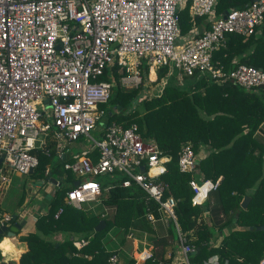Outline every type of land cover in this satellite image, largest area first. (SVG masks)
<instances>
[{"label": "built area", "instance_id": "2783aa9c", "mask_svg": "<svg viewBox=\"0 0 264 264\" xmlns=\"http://www.w3.org/2000/svg\"><path fill=\"white\" fill-rule=\"evenodd\" d=\"M214 2L0 0V191L6 190L11 174L35 169L37 158L32 152L44 150L50 135L62 170L76 175L77 183L65 190L68 205L79 209L97 201L102 192L97 179L118 175L121 179L110 178L104 190L117 182L121 187L135 184L144 191L146 200L158 204L163 221H171L176 229L179 258L170 264H192L188 256L194 247L178 230L175 200L171 195L163 198L166 184L159 169H165L166 156L154 142L141 138L134 123L105 122L104 104L114 84L112 68L123 72L118 77L121 84L137 87L142 83L139 59L145 60L147 78L165 66L176 70L177 76L197 74L215 84L229 81L245 90H264L262 69L239 64L225 70L212 61V52L226 33L247 36L255 31L264 18V0H251L219 17L213 15ZM186 5L191 20L206 17L207 27L201 32L192 26L180 33L178 12ZM105 72L107 80L102 79ZM41 116L50 117V123L39 125ZM86 141L88 146L83 144ZM75 146L83 148L73 152ZM196 161L191 145H182L178 170L192 172ZM49 172L46 165L43 174ZM62 180L65 173L54 177L55 186ZM218 182H198L192 177L188 181L191 205L204 203ZM145 217L154 222L150 213ZM12 220L0 211V227L8 228ZM84 243L73 241L76 248ZM133 257L143 262L151 252L141 248ZM213 257L201 264H218ZM105 264H118L117 257L108 256ZM257 264H264V258Z\"/></svg>", "mask_w": 264, "mask_h": 264}, {"label": "trees", "instance_id": "16d2710c", "mask_svg": "<svg viewBox=\"0 0 264 264\" xmlns=\"http://www.w3.org/2000/svg\"><path fill=\"white\" fill-rule=\"evenodd\" d=\"M250 1L215 0L213 15L219 17ZM205 20L206 17L191 20L186 5L178 12L180 33L185 34L192 26L203 22L207 27ZM212 61L225 70L245 64L264 71V18L247 36L226 33L222 44L212 52ZM139 68L142 83L129 90L118 86V77L123 72L117 73L116 67L112 68L114 84L104 104V121L123 126L134 123L141 138L154 142L166 156L165 171L160 175L166 184L163 198L171 195L175 200L178 230L194 247V252L188 256L192 264H201L212 255L218 258V264H257L264 258V90H245L229 81L215 84L197 74L183 75L182 86L171 78L173 68L157 67L155 75L150 74L148 78L147 66ZM102 79L107 80L106 72ZM146 79L152 81L154 88L150 96L137 102ZM44 141V150L36 148L32 152L37 165L30 177L37 179L54 176L52 170L48 176L43 174L49 150L54 152L50 135ZM184 144H190L194 153L202 146L207 147L192 172H180L177 168V154ZM66 172L62 170L63 182H68V187L61 191L58 189L61 184L55 187L44 213L35 218L34 230L19 236L25 249L19 253L17 261L1 264H105L108 256L114 255L102 243L108 229L117 228L123 234L130 228L149 233L152 223L146 219V214L150 213L154 221L162 219L158 204L146 200L144 191L135 184L121 187L116 182L104 190L106 182L102 179L98 180L102 192L93 202L99 201V211L89 208L88 204L76 209L64 201L65 190L74 180ZM192 177L198 182L219 179L217 187L210 191L214 207L210 206V192L204 203L191 205L188 181ZM245 196L249 199L245 207L240 208ZM102 207L107 211L100 215ZM59 208L61 211L54 217ZM99 220L104 221V226L94 231ZM167 223L172 224L177 236L174 224ZM58 233L63 234L64 239L57 242L52 236ZM70 235H76L78 241L85 243L77 249L68 239ZM152 257L153 254L143 264H159L158 259ZM133 263L129 259L126 264Z\"/></svg>", "mask_w": 264, "mask_h": 264}, {"label": "crops", "instance_id": "0c3cea01", "mask_svg": "<svg viewBox=\"0 0 264 264\" xmlns=\"http://www.w3.org/2000/svg\"><path fill=\"white\" fill-rule=\"evenodd\" d=\"M195 26L198 32H201L203 28L206 27L204 22L201 24H196ZM206 150L207 147H200L197 153H195L196 158L199 159L203 157L206 154ZM49 178L54 179V176H50ZM31 179L32 181H30V183H37V185L40 186V193H34L36 199L31 205H22V203L24 202V195L22 196L21 202L15 203L16 208H14L13 213L15 218L13 219V222L20 223V221H22V225L15 233H13V235H11L12 237H6L7 239L5 240L7 242L3 240L5 244L1 246L5 248H2L0 246V264L7 263L8 261H17L19 253L25 249V244L18 239L19 236L24 235L28 232H32L34 230V221L36 216L44 213L45 204L47 203L51 192L53 191V189H55V187H58L55 186V181L54 183H52L50 180L47 179V177L46 179H37L31 177ZM62 182L63 180L61 181V184ZM43 183H47V185L44 186V188L42 189ZM11 184L12 178L8 186L10 187ZM8 186L6 187V189L8 188ZM4 191H0V198L2 197ZM98 204L99 201L93 204H88V207L98 212ZM104 211H107V209L102 207L100 215ZM167 224V222L163 221V225H161L159 228H152L151 232L149 233L144 230L130 228L126 234H123L122 231L118 230L117 228H114L117 234L114 235L111 234L110 231H107L104 238L102 239V243L106 250L114 253V255L117 257L118 264H126L129 259L133 260V264H143L144 261L137 262L133 257L135 252L140 250L141 248H147L151 252V255L153 254L152 258L155 260L158 259V263L170 264L172 261H175L179 258V247L177 245V236L176 240H172L171 238L167 239L166 230H168L169 227ZM111 229L113 230V228ZM6 231H8V229ZM2 234L4 236L7 233L5 234L3 232ZM52 238L58 242L60 240L62 241L64 239V236L63 234L58 233L54 234ZM68 239L74 242H78V237L76 235H70ZM218 241L219 239L216 240L215 244Z\"/></svg>", "mask_w": 264, "mask_h": 264}, {"label": "rangeland", "instance_id": "374dc122", "mask_svg": "<svg viewBox=\"0 0 264 264\" xmlns=\"http://www.w3.org/2000/svg\"><path fill=\"white\" fill-rule=\"evenodd\" d=\"M139 61L141 62L140 66L141 67H144L146 64H145V60L144 59H139ZM183 76H177V71L176 70H173L172 71V74H171V78H173L178 84L180 85H184L183 83ZM151 80L150 79H146L143 81V84L142 85V89H140L139 93V99H142L143 97H148L150 96L152 90H153V86L151 85ZM118 86L122 89V90H129V89H132V88H135V87H129V86H126L124 84H121L119 81H118ZM140 100L137 99V102H139ZM37 106H40V104H37ZM134 106V105H133ZM43 123H50V117H45V116H41L38 120V124L41 125ZM85 146H88L89 142L86 141L83 143ZM83 147H80V146H75L73 148V152H80V150L82 149ZM49 158H48V161H47V165L49 166L50 170H52V173L54 175V177H60L61 176V173H62V170H61V167H60V161H59V158H57L56 154L53 152V150H49ZM55 171V172H54ZM70 177H72L73 179H76V175L73 174L72 172H69L67 171L66 172ZM11 178H12V184L11 186L3 192V195L2 197L0 198V211L2 212H6L10 215H13L14 213V208H16V205L15 203L16 202H21L22 201V196L24 195V202L22 203V205H31L34 201H35V196H34V193L37 192V193H40V186L37 185V183H30V181H32L31 177L29 174H16V173H13L11 174ZM110 178H114V179H117L119 178L118 175H106V176H101L100 178L97 179V181L99 179H102L104 182H106V185H109L110 184V181L109 179ZM68 182L67 183H64L62 182L60 188V191L63 190L64 188L68 187ZM47 183H43V187L42 189L44 188V186H46ZM213 192H210L209 193V199H211V196H212ZM88 204H93V202H90ZM211 207H214L215 206V202L212 200L211 204H210ZM161 216V214H160ZM161 225H163V221L161 218H157L152 224H149V226L151 228H159ZM154 226V227H153ZM169 229H171V232H169L168 230H166V236H167V239L171 238L172 240H176V234L174 233V230H173V226L172 224H169L168 225ZM107 231H110L111 234H114L116 235L117 232H115V229L113 228L112 229H108ZM6 234V233H5ZM7 235V236H6ZM3 236V234L1 235L0 234V246L1 245H4V241L5 239L9 238V237H12L11 235H8L6 234ZM15 236V235H14ZM7 237V238H6ZM5 242H7L5 240ZM2 247V246H1ZM2 248H5V247H2ZM142 264V263H141Z\"/></svg>", "mask_w": 264, "mask_h": 264}, {"label": "water", "instance_id": "95a60500", "mask_svg": "<svg viewBox=\"0 0 264 264\" xmlns=\"http://www.w3.org/2000/svg\"><path fill=\"white\" fill-rule=\"evenodd\" d=\"M139 169H140V171H142L143 170V167L140 166ZM49 180L52 183H54V179L53 178H49ZM76 183H77L76 180H74L72 182L73 185H75ZM248 199L249 198L246 197V196L241 199L240 208H244L245 207ZM14 218H15V216L12 215V219H14ZM21 225H22V221H20V223L13 222L8 228H6L5 226H1L0 227V234H2L4 232V233H7L8 235H13V233H15L20 228ZM103 226H104V221L103 220H99L96 223V225L94 226L93 230L94 231H99V230H101V228H103ZM7 229H8V231H6ZM246 229H252V227H246ZM261 229H263V227H261ZM190 254H192V253H190Z\"/></svg>", "mask_w": 264, "mask_h": 264}, {"label": "clouds", "instance_id": "9594fccd", "mask_svg": "<svg viewBox=\"0 0 264 264\" xmlns=\"http://www.w3.org/2000/svg\"><path fill=\"white\" fill-rule=\"evenodd\" d=\"M159 171H160L161 173H163V172L165 171V169H164V168H160ZM212 259L215 260V259H218V258H217V257H213Z\"/></svg>", "mask_w": 264, "mask_h": 264}, {"label": "snow or ice", "instance_id": "6c2138e0", "mask_svg": "<svg viewBox=\"0 0 264 264\" xmlns=\"http://www.w3.org/2000/svg\"><path fill=\"white\" fill-rule=\"evenodd\" d=\"M89 187H95L94 185H90Z\"/></svg>", "mask_w": 264, "mask_h": 264}]
</instances>
